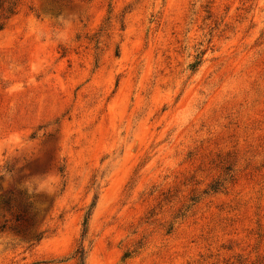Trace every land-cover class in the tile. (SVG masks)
<instances>
[{"label":"rangeland","instance_id":"obj_1","mask_svg":"<svg viewBox=\"0 0 264 264\" xmlns=\"http://www.w3.org/2000/svg\"><path fill=\"white\" fill-rule=\"evenodd\" d=\"M0 23V264H264V0Z\"/></svg>","mask_w":264,"mask_h":264},{"label":"trees","instance_id":"obj_2","mask_svg":"<svg viewBox=\"0 0 264 264\" xmlns=\"http://www.w3.org/2000/svg\"><path fill=\"white\" fill-rule=\"evenodd\" d=\"M10 9L11 8H9L7 10V13H11V10ZM2 26H3V24L0 23V29H1ZM194 66H196V63L194 65H191V67H194ZM87 220H88V214L85 215L84 220H83V223H82V226H83L82 237H84V235L86 234ZM76 254L78 256V260L82 264L83 263V256H84V253H83L82 248H79L78 251L76 252Z\"/></svg>","mask_w":264,"mask_h":264}]
</instances>
